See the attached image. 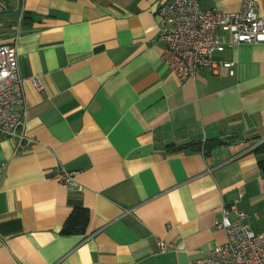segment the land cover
Wrapping results in <instances>:
<instances>
[{"label":"crops","instance_id":"0c3cea01","mask_svg":"<svg viewBox=\"0 0 264 264\" xmlns=\"http://www.w3.org/2000/svg\"><path fill=\"white\" fill-rule=\"evenodd\" d=\"M164 1L0 0L30 140L15 151L0 134V264H197L224 242L214 221L233 203L264 233V45L226 47L213 61L230 69L180 82L161 62ZM57 170L77 172V187ZM76 209L87 222L63 234Z\"/></svg>","mask_w":264,"mask_h":264},{"label":"built area","instance_id":"2783aa9c","mask_svg":"<svg viewBox=\"0 0 264 264\" xmlns=\"http://www.w3.org/2000/svg\"><path fill=\"white\" fill-rule=\"evenodd\" d=\"M200 1L165 0L156 11L157 37L164 44L161 62L180 82L195 78L206 68L230 69L232 62L213 61V54L226 47L264 45V15L256 12L253 0H242L234 12L203 10ZM1 8L7 9L4 4ZM15 44L16 38L0 43V134L16 141L18 151L30 140L23 129L26 105ZM52 178L64 187L78 185L77 172L57 170ZM245 218L246 214L234 203L222 205L214 226L223 231L224 242L197 264H264V233L245 225ZM158 246L161 252L172 247L161 240Z\"/></svg>","mask_w":264,"mask_h":264},{"label":"trees","instance_id":"16d2710c","mask_svg":"<svg viewBox=\"0 0 264 264\" xmlns=\"http://www.w3.org/2000/svg\"><path fill=\"white\" fill-rule=\"evenodd\" d=\"M201 145L206 153H208L211 148L215 146V144L208 145L206 140H204ZM254 151L261 154V157L258 160V166L262 173H264V141L255 146ZM87 219L88 216L85 209L74 210L64 223L62 233L66 235L74 233L79 228L80 224H85L87 222Z\"/></svg>","mask_w":264,"mask_h":264}]
</instances>
